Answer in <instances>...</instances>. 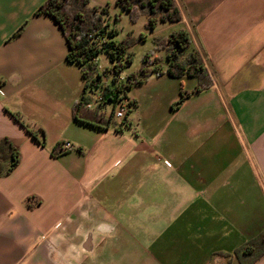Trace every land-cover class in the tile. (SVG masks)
<instances>
[{
    "label": "crops",
    "instance_id": "obj_1",
    "mask_svg": "<svg viewBox=\"0 0 264 264\" xmlns=\"http://www.w3.org/2000/svg\"><path fill=\"white\" fill-rule=\"evenodd\" d=\"M172 1L180 21L147 30L141 15L140 36L185 31L210 86L169 77L153 43L147 68L163 69L130 86L124 120L97 127L73 119L85 81L35 13L46 0H0V140L19 150L0 177V264L249 262L235 252L264 231V0Z\"/></svg>",
    "mask_w": 264,
    "mask_h": 264
},
{
    "label": "trees",
    "instance_id": "obj_2",
    "mask_svg": "<svg viewBox=\"0 0 264 264\" xmlns=\"http://www.w3.org/2000/svg\"><path fill=\"white\" fill-rule=\"evenodd\" d=\"M71 2H68V0H46L35 13L47 15L58 24L68 45L66 60L69 63L76 64L81 69L85 86L79 102L73 107V119L88 125L107 127L110 124L112 113L105 120L96 110L91 111L85 108V104L88 102V90L94 91L97 89L98 82L101 79L96 68L97 64L92 62L93 59L103 54L107 57L109 63V68L106 69V72L110 75V82L102 91V105L106 106L107 103H115L120 93L125 96L130 86L133 85L132 82L140 84L152 73L153 70H148L147 68L149 55L143 57L140 70L136 74L124 77V80L120 82L121 86L116 85L117 78L131 64L132 55L128 52V48L135 43V40L127 38V40L124 39L118 42L115 40L116 33L112 31L106 32L105 29L102 34H105L107 41L97 46L88 38L89 33L99 29L97 21L85 19L79 11L81 5H87V0H73ZM137 4L149 12V17L145 23V27L148 30H153L157 24L180 21L179 12L174 7L172 0H145V2L142 0H116L115 2L119 10L126 13L131 12L130 9ZM137 18L138 14L129 15L132 23ZM141 39L142 36L139 37V40ZM153 42L159 49L164 46L168 49L165 59L168 62L166 73L169 77L180 78L187 76L196 79L197 86L193 93L210 86V80L203 68L202 59L197 51L190 48V40L185 31L173 32L167 39L154 38ZM183 58L185 59L183 60ZM183 95L184 93L181 94L182 98L175 106L181 103ZM16 118L19 120L18 116ZM28 133L32 138L36 139L35 133ZM40 134L43 139V132L40 131ZM52 155H54V152ZM18 163V148L7 138L0 140V177H6L12 173ZM239 253L249 257L250 260L247 264H253L256 259L261 257L264 254V231L257 238L236 251V256Z\"/></svg>",
    "mask_w": 264,
    "mask_h": 264
},
{
    "label": "rangeland",
    "instance_id": "obj_3",
    "mask_svg": "<svg viewBox=\"0 0 264 264\" xmlns=\"http://www.w3.org/2000/svg\"><path fill=\"white\" fill-rule=\"evenodd\" d=\"M71 1H73V0H68V2H71ZM142 1L145 2V0H142ZM71 5H72V2H71ZM130 10L132 13L131 12L127 13L128 16L130 14H138V17L141 15H147V17H149V12L145 9H142L139 6V4H137L136 6L131 8ZM79 11H80V14H82L85 19H89L91 21H97L99 30L104 31L106 29V32L112 31L114 33L117 31L115 39H117L118 42L121 40H124V39L127 40V38H132L135 40V43L132 44L130 48H128V52L132 55L131 56L132 62L130 64L131 66L128 68L129 70H131V71L138 70L139 67L142 65V59H143L142 57H144L146 54H149L150 52L153 53V43H155V42H153V39L157 38V36H154V37L147 39L145 41L143 40L144 36H142V39L140 41L139 40L140 34L144 33V34L148 35V34H150V32L144 31V28L142 27L140 20L138 18L133 22L134 24H131L132 21L129 18H126L124 20L122 19L120 22L116 23L119 20L120 15L123 13H126V12H121L120 10L116 11L113 8H99V9L94 10L93 8H90L87 5H81ZM132 26H133V29L136 33V37L129 36L132 34L129 32L130 30H128V29H129V27H132ZM114 27L116 29H114ZM158 30H157V34L161 35L162 34L161 30L160 29H158ZM155 33H156V31H155ZM157 49H159V48H157ZM162 50H164V53L166 55V53L168 51L167 47L166 46L162 47ZM164 59H165V57H164ZM184 59L185 58H183V60ZM97 60L100 61L101 69L99 70V72H104L105 69H103V65L106 62L108 64L107 57L105 55L101 54V55L97 56L96 64H97ZM151 64L153 66H152V69H149V70H153V71L157 72V71H160L163 69L162 66L156 61V59H153L151 61ZM97 66H98V64H97ZM148 66H149V64H148ZM167 68H165V69L167 70ZM125 73H127L126 69L123 71L122 74H125ZM122 74H121V76L124 77V75H122ZM109 82H110L109 77H107V76L102 77V82H101L102 86L109 85ZM95 110L98 114H101V116L104 119H107L105 117L104 113H102V111L105 112L109 116L111 108L106 105V106L101 107V109H95ZM110 120L113 123V121L115 119H113L111 117ZM115 121H117V120H115Z\"/></svg>",
    "mask_w": 264,
    "mask_h": 264
},
{
    "label": "built area",
    "instance_id": "obj_4",
    "mask_svg": "<svg viewBox=\"0 0 264 264\" xmlns=\"http://www.w3.org/2000/svg\"><path fill=\"white\" fill-rule=\"evenodd\" d=\"M103 30H95L91 33H89L88 38L91 39L94 44L97 46L101 43H104L106 40L105 34H102ZM92 62L96 63V59H93ZM98 72L100 70V67H96ZM109 68V67H108ZM101 76L100 81L98 82V88L93 90H88L87 96H88V102L85 104V108L88 110H95L98 108H101L103 106V99H102V91L105 88V86H102V77L107 76L110 78L109 73L106 72V69L104 72L99 73ZM124 78L122 76H119L116 80V85L121 86L120 82H122ZM134 84V82H132ZM107 106L111 108L110 114L112 113V118L121 122L125 119L127 113L131 110L133 104L130 102L122 93L118 95L117 101L115 103H107ZM108 116V117H109ZM62 149L64 151H71L73 149L72 145L70 143H65L62 145Z\"/></svg>",
    "mask_w": 264,
    "mask_h": 264
}]
</instances>
